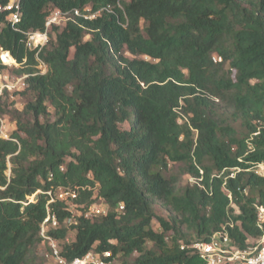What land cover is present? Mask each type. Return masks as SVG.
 I'll list each match as a JSON object with an SVG mask.
<instances>
[{
    "label": "trees",
    "instance_id": "1",
    "mask_svg": "<svg viewBox=\"0 0 264 264\" xmlns=\"http://www.w3.org/2000/svg\"><path fill=\"white\" fill-rule=\"evenodd\" d=\"M87 5L114 12L54 28L41 54L49 72L17 93L28 103L0 97V115L16 121L0 136V264H47L36 248L59 187L79 188L84 207L97 188L109 207L86 219L49 205L59 227L48 233L67 259L95 248L119 264H206L187 246L229 222L237 248L260 238L264 176L252 168L264 164V0H22L20 27L44 30L50 9ZM0 48L35 73L34 52L3 13ZM171 162L195 182L179 190Z\"/></svg>",
    "mask_w": 264,
    "mask_h": 264
},
{
    "label": "built area",
    "instance_id": "2",
    "mask_svg": "<svg viewBox=\"0 0 264 264\" xmlns=\"http://www.w3.org/2000/svg\"><path fill=\"white\" fill-rule=\"evenodd\" d=\"M127 1V0H123ZM121 7V3L118 4ZM102 11L114 12L110 7L101 8L94 11L91 5L85 6L83 9H74L72 11H63L58 8H52L48 11L45 20L44 30L25 31L20 27L22 21V0H9L7 3L0 2V13L5 14L6 21L16 32H20L25 36L26 48L34 52L35 57V73H20L19 70L24 67V62H18L13 55L0 48V97L5 94L11 98L19 91L25 90L28 86L27 79L31 75H45L49 72V65L42 58L41 54L50 43V34L54 28H64L69 22H76L77 18L85 20L97 18ZM10 59V60H8ZM214 61H221V58L214 56ZM13 70H17L14 73ZM8 116L0 115V136L4 139H9L10 130L7 125ZM260 167L262 171H259ZM64 169L63 167H61ZM254 168H256L254 170ZM255 173L264 176V164L259 163L252 168ZM234 176V173L232 174ZM91 189V188H90ZM36 192L30 200H33ZM50 200L47 206V217L41 225L40 235L44 240L47 248L43 254V258L47 264H119L117 257L111 251L99 252L95 248L90 249L82 256H76L72 259H67L62 254V245L64 241L55 238L48 232L51 229L59 227L57 215L52 211L49 205L61 202L66 206V209L73 216H83L86 219L105 216L109 212V207L106 205L102 196H100L97 188L93 190V203L84 207L77 200L80 197L79 188H64L59 187L54 191L48 192ZM257 228L262 232L260 238L253 239L252 243L245 248H237L231 239L228 227L233 226L229 222L222 230L214 233L209 240H198L191 243L187 247L192 248L206 264H264V204H257ZM118 211H124V205L119 204ZM185 245L182 246V249Z\"/></svg>",
    "mask_w": 264,
    "mask_h": 264
},
{
    "label": "rangeland",
    "instance_id": "3",
    "mask_svg": "<svg viewBox=\"0 0 264 264\" xmlns=\"http://www.w3.org/2000/svg\"><path fill=\"white\" fill-rule=\"evenodd\" d=\"M87 38H88V35L86 34L85 35V39H87ZM13 72L17 73V70H13ZM30 99H31L30 95H18V94H15L13 98H11L9 96H5L2 101L3 102L6 101L7 104H8L9 101H11V102L14 101L13 102V104H14L13 108L16 107V106L23 108V106H25ZM9 104H10V102H9ZM48 119H53V117L52 116H48ZM238 124H239V122L235 123L236 126ZM7 125H8V127L10 129L8 131V133L10 135L12 133V131L15 129V127H16V121L14 120L13 116L10 115L8 117ZM121 128L125 129V130L126 129L128 130L130 128V123L129 122H125V123L121 124ZM255 169L256 168H254V170ZM257 169L259 171H262V169L260 167H257ZM183 170H184V166H183L182 163H173V162H171L170 165H169V170L166 172L167 176L173 175V177L178 179V185L177 186H178L179 190L183 189V187H185L187 184H193L195 182L194 178L190 177L187 174H183ZM8 174H9V172H8ZM155 211H156V214L158 216L168 217V215H169V212L166 210L165 206L163 204H161V203H158V202L155 203ZM72 222H73V219L72 220H68L66 222V227L69 228V231H68V235H67V237L65 239V242H71L72 240L75 239L76 230L70 228ZM152 226L157 231L161 230L160 227H159L158 222L156 221V219L153 220ZM46 248H47V246L45 244L39 245L36 248V255L39 258L42 259L43 258L42 256H43ZM42 260H44V259H42ZM46 263H47V261H46Z\"/></svg>",
    "mask_w": 264,
    "mask_h": 264
},
{
    "label": "bare ground",
    "instance_id": "4",
    "mask_svg": "<svg viewBox=\"0 0 264 264\" xmlns=\"http://www.w3.org/2000/svg\"><path fill=\"white\" fill-rule=\"evenodd\" d=\"M8 60H10V59H8Z\"/></svg>",
    "mask_w": 264,
    "mask_h": 264
}]
</instances>
